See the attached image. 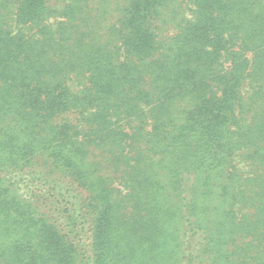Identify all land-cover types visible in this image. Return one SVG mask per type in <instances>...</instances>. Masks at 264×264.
<instances>
[{"label":"trees","instance_id":"1","mask_svg":"<svg viewBox=\"0 0 264 264\" xmlns=\"http://www.w3.org/2000/svg\"><path fill=\"white\" fill-rule=\"evenodd\" d=\"M0 264H264V0H0Z\"/></svg>","mask_w":264,"mask_h":264}]
</instances>
